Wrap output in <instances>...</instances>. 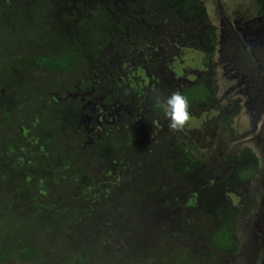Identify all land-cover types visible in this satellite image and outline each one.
<instances>
[{"label":"trees","instance_id":"obj_1","mask_svg":"<svg viewBox=\"0 0 264 264\" xmlns=\"http://www.w3.org/2000/svg\"><path fill=\"white\" fill-rule=\"evenodd\" d=\"M189 3L175 7L187 26L176 16L168 29L113 20L98 25L94 12L87 11L70 32L35 27L32 43L54 53L12 58L0 51V64L5 55L22 70L13 86L0 78L6 89L18 88L14 97L0 91V189L17 207L27 206L40 223L70 220L72 230L84 221L101 245L119 239L117 249L146 247L153 232L166 239L188 233L197 250L178 264L234 257L240 249L239 221L247 223L258 206L248 188L257 159L250 148L228 150L233 121L209 67L212 54L178 78L184 46L199 52L212 44L211 28L190 16L198 11L187 9ZM26 4L28 12L19 0H0V28L22 27L25 14L32 24L41 21L39 5ZM48 39L54 41L45 43ZM34 72L63 78L22 85V76ZM174 91L188 100L191 120L204 113L198 128H168L156 98L162 102ZM234 194L240 196L237 205ZM70 233L67 229L63 238ZM83 233L77 235L82 240ZM166 245L174 248L170 241ZM80 249L74 263L90 264L89 249ZM45 253L31 239L10 237L0 247V263L16 258L31 264ZM181 255L172 252L173 258Z\"/></svg>","mask_w":264,"mask_h":264},{"label":"flooded vegetation","instance_id":"obj_2","mask_svg":"<svg viewBox=\"0 0 264 264\" xmlns=\"http://www.w3.org/2000/svg\"><path fill=\"white\" fill-rule=\"evenodd\" d=\"M27 1H31L35 7L39 5L40 10L45 9L46 13L45 4L48 2L53 19L58 18L61 25L67 27L75 25L76 19L84 18L87 11L94 12L98 25L113 20L121 25L135 23L144 25L146 29L162 26L168 29L175 24L173 17L176 16L182 26H187L186 17L175 10L178 5L182 9L186 0H22L26 12ZM189 1L187 9L198 11L197 15L190 16L212 31V44L209 47L202 45L200 52L203 57L208 52L212 54L209 67L217 78L218 90L223 91L221 98L227 102L225 110L232 121L242 118L245 122L246 128L241 134L230 133L233 140L228 150L240 152L244 147L251 149L257 159L255 180L261 172L264 175V169H260V160L254 152L258 149L264 156V0ZM150 36L156 35L152 33ZM201 38L209 44L208 37ZM235 109H238L236 115L233 112ZM262 204L264 194L260 196L256 211L246 221L262 222ZM255 227L256 223L251 228ZM242 233L244 231L238 235ZM261 238V247L264 248V232ZM263 256L258 264H261Z\"/></svg>","mask_w":264,"mask_h":264},{"label":"rangeland","instance_id":"obj_3","mask_svg":"<svg viewBox=\"0 0 264 264\" xmlns=\"http://www.w3.org/2000/svg\"><path fill=\"white\" fill-rule=\"evenodd\" d=\"M21 2L22 0H19V3ZM23 6L24 5L22 4V8L25 9ZM45 6L47 13L46 10L43 9L41 15L43 14L44 17L41 18V21L37 20V22H33L32 24V22L28 21L25 14L22 16V27L19 28V26L16 25L13 29L10 27L0 28V51L7 52L12 58H19L25 53L34 54L40 51H45L48 54L54 53V49L42 48L41 50L31 41V39L35 38V35L37 34L35 27L40 25L51 26V23L54 26L53 30L57 28L56 31L70 32V29H68L65 24L61 25L58 18L55 20L53 19V15L50 13L52 8L50 9V4L48 2H46ZM53 41L54 39L52 41L48 39L45 43ZM198 50V48L191 45H188L187 47L184 46L183 62L181 65L179 64L178 67V78H186L185 76H188L187 73L194 69V64L202 61L201 52H198ZM4 57L5 55L1 57L2 63L0 64V78L3 79L5 85L10 87L14 85V79L22 74V70L15 65L13 66L9 62L7 63ZM62 76L63 75L59 74L51 73V75H49L48 73L43 74L41 72H34L32 75L22 76V85L27 84L30 79L35 82V84L42 83V80H44L43 82L46 80H57L58 82H61L63 78ZM17 89V87L6 89L2 84H0V91L3 90L11 97H14ZM218 95L221 97L223 95V91L220 90ZM36 96L34 98H37ZM222 104L226 105L227 102L223 100ZM203 118H205V115L204 113H201L198 120L194 121L189 119L185 126H188L189 128H198ZM231 126H233V133L235 134H241L246 128L245 122L242 118H235ZM224 136L225 135L219 136V140H223L222 137ZM254 152L260 160V169H264V156L261 155V152H259L258 149ZM262 173L263 172H261V174L258 175L254 181H252L250 186L248 185L249 190L256 195L258 202L260 200V196L264 194V175ZM239 197L240 196H238V194L231 196L233 205H237ZM37 215L38 214L36 213L32 214L30 210H28V207L23 204L21 210L17 207L16 202L11 201L9 196L4 193V190L0 189V247L10 237H13L14 239L18 238L21 242L22 240L25 241L30 239L31 241H35L38 250H45L46 253L43 256L44 259L42 258L40 261H36L31 264H75L74 259L79 257V250L83 247L89 249L88 254H92V261H90V264H178L182 259L189 258L193 250V253L197 250L195 249L197 246L195 239H189V235H187L188 233H183L176 238L170 237L166 239L159 235L162 233L158 234L157 232H153L150 240H147V246L144 247L142 243H140L139 248H142H137L138 250L136 247L126 248L125 246V248L117 249L119 239H116L115 241L112 240L111 244L103 246L101 245V241L95 239L96 236L92 235V231L87 228L84 221L83 223L75 226L76 229L72 230L74 226L70 227L72 226L70 220L63 225L57 224L56 220H52V222L56 224L50 225L40 223ZM261 220L262 222L259 220L256 222L254 221L256 223V227L253 229L251 227L254 226L255 223H252V220L248 221L247 224L245 220L241 218L238 229L240 232L244 231V233H242L243 235H240L238 238L241 250L237 251L232 259L224 255H214L209 264H258L260 258L264 254V248L261 247V235L262 232H264V217ZM67 229H71L72 233H70V238L65 239L63 236ZM80 230L84 232V240L80 238V235L77 236ZM127 233L125 234L129 235V232ZM35 238L36 240H34ZM166 241H170L171 246L174 248L167 249ZM48 248L51 251H48ZM174 251H182V255L178 258H173L172 252ZM262 259L261 264H264V256ZM0 264L24 263H20L16 258H12Z\"/></svg>","mask_w":264,"mask_h":264},{"label":"clouds","instance_id":"obj_4","mask_svg":"<svg viewBox=\"0 0 264 264\" xmlns=\"http://www.w3.org/2000/svg\"><path fill=\"white\" fill-rule=\"evenodd\" d=\"M160 111L167 121V126L172 131L181 130L190 119L188 100L179 91H174L163 98H156Z\"/></svg>","mask_w":264,"mask_h":264},{"label":"water","instance_id":"obj_5","mask_svg":"<svg viewBox=\"0 0 264 264\" xmlns=\"http://www.w3.org/2000/svg\"><path fill=\"white\" fill-rule=\"evenodd\" d=\"M262 205H264V204H262Z\"/></svg>","mask_w":264,"mask_h":264}]
</instances>
